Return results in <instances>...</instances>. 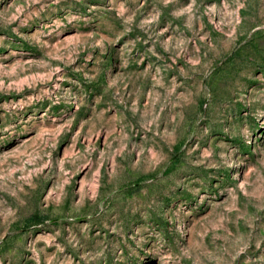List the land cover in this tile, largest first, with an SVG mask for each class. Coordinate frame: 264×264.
Here are the masks:
<instances>
[{"label": "rangeland", "instance_id": "374dc122", "mask_svg": "<svg viewBox=\"0 0 264 264\" xmlns=\"http://www.w3.org/2000/svg\"><path fill=\"white\" fill-rule=\"evenodd\" d=\"M0 264H264V0H0Z\"/></svg>", "mask_w": 264, "mask_h": 264}]
</instances>
